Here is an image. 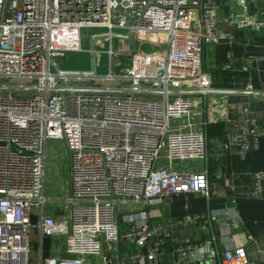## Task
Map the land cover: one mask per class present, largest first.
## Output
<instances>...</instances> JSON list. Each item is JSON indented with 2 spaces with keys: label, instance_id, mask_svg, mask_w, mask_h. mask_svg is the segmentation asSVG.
Wrapping results in <instances>:
<instances>
[{
  "label": "built area",
  "instance_id": "built-area-1",
  "mask_svg": "<svg viewBox=\"0 0 264 264\" xmlns=\"http://www.w3.org/2000/svg\"><path fill=\"white\" fill-rule=\"evenodd\" d=\"M263 1L0 0V86L36 88L21 90L35 92L31 96L0 92V264H94L91 256L111 264L115 242L121 264H164L169 227L136 220L131 212L120 221L118 205L150 206L167 196L206 193L204 171L161 164L203 160L209 147L192 117L201 109V95L171 91L212 87L204 48L207 53L221 41H236L237 30L248 37L263 33ZM84 27L108 28L110 46L113 29L129 31L126 64L117 57L113 66V55L123 54L109 49L105 79L112 85H86L97 78L95 71L52 70L55 64L60 69L66 52L80 50ZM100 88L161 93L92 91ZM263 137V125L245 108L234 126L228 119L213 152L245 160ZM51 141H63L70 154L69 220L43 210ZM251 194L264 195V169L253 173ZM57 235L64 237L63 252L44 256V239ZM33 238L38 250L32 258ZM176 245L178 252L198 246L189 238ZM225 257L246 255L244 249L227 250Z\"/></svg>",
  "mask_w": 264,
  "mask_h": 264
},
{
  "label": "crops",
  "instance_id": "crops-1",
  "mask_svg": "<svg viewBox=\"0 0 264 264\" xmlns=\"http://www.w3.org/2000/svg\"><path fill=\"white\" fill-rule=\"evenodd\" d=\"M217 1L221 2L223 0ZM260 6L263 8L264 14V1L260 3ZM240 32L238 30L234 31L237 38L236 41H240ZM100 35L103 34L94 35L93 48L96 45L103 44L102 38H98ZM127 35L124 36L128 37ZM255 36L248 37L247 33H244V39L247 40L248 45L244 53L234 52L230 55L229 62L226 63L231 66L230 69H223L222 66L225 64L217 66L214 55L215 47L208 49L207 52H211L212 57L209 59L211 63L207 64L206 53V65L212 76V88L234 89L238 91H264V46L252 43ZM82 50L81 43L80 50L72 51ZM91 50L92 53L95 52V49ZM246 64L249 66V70L244 69ZM210 67H212V70ZM217 69H221V71L228 70L233 82L232 87L225 82L224 74L221 71L219 73L222 78H215L214 81L212 72ZM251 99L242 92L208 95L209 123L225 120L228 127L229 119L232 126H234L242 114V110L249 108L264 127V95H254ZM200 108L201 111L203 109V98ZM200 111L196 112L192 117L195 118L197 127L204 131V118L201 114H198ZM214 155L216 154H214L213 150L209 149V156ZM218 156L220 158L219 163H215L214 161L208 163L206 159H203L196 166L192 167L194 170L205 171L208 166L210 174L216 175L215 178L210 180L209 184L211 196L210 209L207 204L206 193H185L179 196H167L160 204L150 206L140 205L141 209L130 211L134 213L136 220L159 221L172 231V238L164 247L162 255L164 264H199V262L193 263L185 257H179L176 241L180 238H189L192 244L200 246L205 243L209 244V251L205 253V256H209V259H206L209 264H264V195L254 197L251 194L253 173L264 169V139L260 149L245 160L240 158L236 153ZM224 160L226 161V166L223 170ZM59 165L64 167L61 163ZM67 169L70 176V159ZM46 193L52 199H47ZM70 195L71 184H69L67 195L64 198L70 197ZM44 197L45 200H53L52 188L47 189L46 181L44 183ZM43 210L44 213L54 215L58 219H67L64 217L66 214L68 215L66 204L59 206L51 205L47 209H45L44 204ZM130 212L126 214L128 215ZM196 215H200L202 218L195 219L186 224L181 223L187 216ZM123 216L126 217L125 215ZM126 219L128 218L126 217ZM215 227L219 228V233L217 234L214 230ZM53 240V238H45L43 241L44 248L49 249ZM238 249H244L245 258L226 259L225 251L229 250L235 253ZM43 255L59 256L55 253L45 254V252ZM210 256H212L211 259Z\"/></svg>",
  "mask_w": 264,
  "mask_h": 264
},
{
  "label": "rangeland",
  "instance_id": "rangeland-1",
  "mask_svg": "<svg viewBox=\"0 0 264 264\" xmlns=\"http://www.w3.org/2000/svg\"><path fill=\"white\" fill-rule=\"evenodd\" d=\"M110 30L108 28H101V27H84L81 30L80 38L82 39V51H69L65 53V56L61 61L59 60V67L62 71H69V72H87L92 70L93 62H92V46H91V37L96 34H103L98 36L99 39L102 38L104 44H99L94 47V65H95V76L94 78L86 83L89 86H101L106 87L108 85H112V83L105 79V76L109 73V65H110V55L109 49L112 47L115 51L117 50L123 55L116 56L113 55V66L117 61V57L120 58L125 64L128 61V57L126 56V51L128 49L129 40L124 35L128 34V30L115 28L113 29L112 35V42L110 46V42L108 41L107 37ZM88 46V47H87ZM157 48H162V44L160 46L157 45ZM210 51V50H209ZM212 53L207 52V64L211 62ZM212 65V64H211ZM212 67H210L211 69ZM53 71H57L56 67H52ZM212 70V69H211ZM215 78L220 76V73L217 71L212 72ZM12 82L20 83L25 82L23 78H14ZM5 90H0V92ZM35 92L33 91H15V94L18 96H31ZM195 120V118H193ZM70 159L69 150L65 146L63 141H51L48 143V151H47V163H46V187L52 188V195L53 200H45V209L49 206H59L65 205L68 209V215L66 214L64 217L68 220L70 219V203L68 202L69 197L64 198L67 195L68 186L70 184V176L67 167ZM61 161V162H60ZM200 160H191V161H181L175 160L172 163H162L168 169H175V170H185L187 167H194L198 164ZM164 162V161H163ZM63 164V166L59 164ZM58 164V165H56ZM192 164V165H190ZM59 167L57 170L56 168ZM66 167V168H65ZM65 171H64V169ZM49 191V190H48ZM47 199L49 198L46 193ZM141 206L134 203L122 204L119 203V219L122 221L123 215L126 213L139 210ZM36 239L33 238V252L32 258L35 256V252L37 249ZM64 237L57 235L54 237L52 244L50 245L49 249L44 248L45 254H52L55 253L56 255L63 252V244ZM88 261H91L94 264L98 263V259L96 256H91L88 258ZM124 261V258H121V262Z\"/></svg>",
  "mask_w": 264,
  "mask_h": 264
},
{
  "label": "water",
  "instance_id": "water-1",
  "mask_svg": "<svg viewBox=\"0 0 264 264\" xmlns=\"http://www.w3.org/2000/svg\"><path fill=\"white\" fill-rule=\"evenodd\" d=\"M93 39L94 35L91 37V46L93 48ZM92 70L89 71V73L93 74L95 71V65H94V52L92 53ZM204 66L206 67V47L204 48ZM56 69L59 72H69V71H62L58 68L57 64H55ZM127 72V70H125ZM36 90V88H28V87H22V86H17V85H10V86H0V90H5V91H19V90ZM73 89H63V91H72ZM80 91H83V89H79ZM94 92H116V93H133V94H142V95H154V94H160L161 91L159 90H146V89H120V90H115V89H108V88H100V89H92ZM244 93L248 95V97L251 99L252 96L254 95H264V91H238L234 89H217V88H212V87H200L196 89H182L178 91H171V94H198L201 95L203 98V109L198 113L201 114L204 118V133L206 135V140H207V147L209 146V139H208V95L210 94H232V93ZM252 100V99H251ZM206 161L209 162H215L219 163L220 158L218 155L214 156H209V147L207 148V155L205 157ZM224 168L226 166V161L224 160ZM204 173L207 176L208 183L210 184V180L215 178L216 175H211L209 167L207 166L206 170ZM220 176V175H219ZM206 195H207V204L210 209V202H211V196H210V190H209V185L206 189ZM212 219V218H210ZM216 226V225H215ZM215 233H219V228L215 227ZM210 245L209 244H203V245H198L195 247H191L189 249L183 250L178 252L179 257H185L186 259L192 261L193 263L199 262V264H209L207 263L206 259H209V256H205V253H207L209 250ZM112 256H111V264H121V258L119 254V244L118 242H115L112 247ZM218 254H220L219 251H217ZM206 257V258H205ZM212 256H210V259Z\"/></svg>",
  "mask_w": 264,
  "mask_h": 264
},
{
  "label": "trees",
  "instance_id": "trees-1",
  "mask_svg": "<svg viewBox=\"0 0 264 264\" xmlns=\"http://www.w3.org/2000/svg\"><path fill=\"white\" fill-rule=\"evenodd\" d=\"M245 31L240 32V41L233 42H219L215 46V63L217 66H222L229 62L230 55L234 52H238L240 54L245 52V48L248 45L247 40L244 39ZM253 44L258 46H264V33L260 35H256L252 41ZM217 72L221 71V69L215 70ZM224 74V80L231 87L233 86V82L231 80V74L227 71H221ZM264 118V117H263ZM227 123L225 120H218L214 122H210L208 124V139H209V149H214V140L221 139L225 137L226 134ZM264 137L262 138L263 142ZM255 153V152H254ZM253 153V154H254ZM251 154V155H253ZM250 157V156H249ZM248 157V158H249Z\"/></svg>",
  "mask_w": 264,
  "mask_h": 264
},
{
  "label": "bare ground",
  "instance_id": "bare-ground-1",
  "mask_svg": "<svg viewBox=\"0 0 264 264\" xmlns=\"http://www.w3.org/2000/svg\"><path fill=\"white\" fill-rule=\"evenodd\" d=\"M88 47V46H87Z\"/></svg>",
  "mask_w": 264,
  "mask_h": 264
}]
</instances>
